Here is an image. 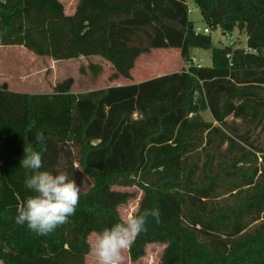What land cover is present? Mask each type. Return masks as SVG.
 Here are the masks:
<instances>
[{
    "label": "trees",
    "instance_id": "trees-1",
    "mask_svg": "<svg viewBox=\"0 0 264 264\" xmlns=\"http://www.w3.org/2000/svg\"><path fill=\"white\" fill-rule=\"evenodd\" d=\"M189 1L211 28L245 30L251 51L213 48L212 66L192 65V51L211 48L212 37L195 31ZM0 46L55 60L99 55L116 80L132 78L139 58L159 49L180 50L189 64L79 93L63 84L52 93L0 87L3 264H86L89 236L119 222L133 196L116 185L143 191L138 213L160 211L131 259L161 243L159 264H264V148L228 122L264 127V0H79L73 14L61 0H0ZM206 110L213 121L201 117ZM37 131L46 137L44 170L65 171L80 186L75 214L48 235L15 222L33 194L20 161L24 147L41 148Z\"/></svg>",
    "mask_w": 264,
    "mask_h": 264
},
{
    "label": "rangeland",
    "instance_id": "rangeland-1",
    "mask_svg": "<svg viewBox=\"0 0 264 264\" xmlns=\"http://www.w3.org/2000/svg\"><path fill=\"white\" fill-rule=\"evenodd\" d=\"M189 7L191 8L189 17L194 22L195 27H201L202 30L209 27V34L212 37L211 48H196L191 54L203 66L213 65V48L228 45L242 48L247 47V32L245 30L235 29L231 33H225L221 27L211 28L204 21L200 9L194 3L189 1ZM168 52L170 53L168 54ZM177 52L175 49H159L153 51L145 60L152 63V69L156 70V74L173 73L189 66L180 53ZM91 64L100 65L104 69L102 74L95 76L90 69ZM140 67L141 64L139 63L136 71L133 73L134 78L120 76L116 80L113 79L115 72L113 65L99 55L87 58L82 57L81 59L55 60L47 56H37L27 49L20 48L17 50L16 48L0 46V76L7 78V82L11 84V88H21L24 92L28 93H52L56 85L59 84H63L64 86L69 85L72 92L79 93L109 85L139 83L143 81L140 80L142 76L139 73ZM156 74H152L150 77ZM200 115L207 121H213V117L208 110L201 112ZM228 122L232 124L233 128L237 129L240 135L248 136L256 146L264 148L263 126L253 127L248 122L235 119L233 116L228 117ZM241 144L245 145L243 142ZM247 147L253 152H257L252 147ZM257 153L260 154L259 152ZM114 189L123 192L128 191L133 194L127 203L120 206L121 217L124 218L133 212L138 213L144 195L143 191L136 186L125 187L116 185ZM96 234L94 232L89 236L90 244H92ZM164 248L165 244L151 243L147 246L145 256L137 260L131 259L129 249H127L123 253V264H159ZM0 264L3 263L0 261ZM86 264H96V258L92 254V250L86 257Z\"/></svg>",
    "mask_w": 264,
    "mask_h": 264
},
{
    "label": "clouds",
    "instance_id": "clouds-1",
    "mask_svg": "<svg viewBox=\"0 0 264 264\" xmlns=\"http://www.w3.org/2000/svg\"><path fill=\"white\" fill-rule=\"evenodd\" d=\"M35 140L41 148L37 150L24 147V156L20 161L23 168L31 170V175L24 183L33 194L18 206L15 222L19 225L26 224L38 235H48L58 226L68 223L69 217L75 214L80 201V186L65 171L58 170L53 173L44 170L42 158L46 144L44 133L37 131ZM149 217L159 222V209L133 212L97 233L91 244L96 264H123L124 251L147 230Z\"/></svg>",
    "mask_w": 264,
    "mask_h": 264
},
{
    "label": "crops",
    "instance_id": "crops-1",
    "mask_svg": "<svg viewBox=\"0 0 264 264\" xmlns=\"http://www.w3.org/2000/svg\"><path fill=\"white\" fill-rule=\"evenodd\" d=\"M61 1L64 3L65 8H66V13H68V14H73L75 12L76 7H77V4L79 2V0H61ZM5 47H8V48H16L17 50H19L20 48L25 49L24 47H21V46H5ZM177 53H180V50H178ZM180 55H181V53H180ZM146 57H147L146 55H142L139 58L136 67L132 71V74L134 73L135 69H137L138 64L140 63L141 64L140 72L138 71L139 73L142 74L140 80L145 81V80L150 79V78H154V77H157V76H161L162 74H156V70H153L152 69V63L146 62V60H145ZM81 58L82 57L77 58V59H81ZM83 58H86V57H83ZM152 74H156V75H153V77H150ZM132 78H133V76H132ZM0 80L2 81L0 83V87L8 88V89L15 90V91H19V92H24L23 89H21V88H16V87L15 88H11V86H10L11 84H9V82H7V78L6 77L0 76Z\"/></svg>",
    "mask_w": 264,
    "mask_h": 264
},
{
    "label": "built area",
    "instance_id": "built-area-1",
    "mask_svg": "<svg viewBox=\"0 0 264 264\" xmlns=\"http://www.w3.org/2000/svg\"><path fill=\"white\" fill-rule=\"evenodd\" d=\"M189 10H191V8ZM194 28H195V31L197 33H200V32L209 33L210 32V29L208 27L204 28L203 30H202L201 27H194ZM245 49L247 51H251V49L249 47H246ZM191 64L194 65V66H197V67H201L202 66V64L195 57L192 58Z\"/></svg>",
    "mask_w": 264,
    "mask_h": 264
}]
</instances>
